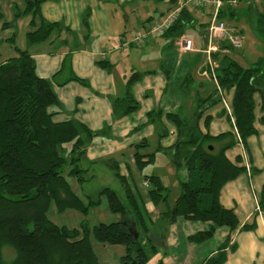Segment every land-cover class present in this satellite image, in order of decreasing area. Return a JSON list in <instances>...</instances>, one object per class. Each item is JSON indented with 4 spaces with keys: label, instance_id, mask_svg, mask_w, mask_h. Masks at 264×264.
I'll return each mask as SVG.
<instances>
[{
    "label": "trees",
    "instance_id": "1",
    "mask_svg": "<svg viewBox=\"0 0 264 264\" xmlns=\"http://www.w3.org/2000/svg\"><path fill=\"white\" fill-rule=\"evenodd\" d=\"M17 1L24 3V9L15 17H31L29 42L39 44L49 40L59 24L43 18L41 5L45 0ZM242 1L239 0V4ZM178 2L171 0V9ZM236 10L225 8L220 19L225 21L227 17H234ZM1 20L3 15L0 13ZM197 23L195 15L185 10L162 37H179L194 29ZM3 25L11 26L9 23ZM257 29L264 36V14L258 16ZM228 50L230 53H226ZM17 51L14 58H0V264H100L92 239L103 245L124 247L126 254L122 264H147L151 258L149 250L155 252L157 246H164L169 224L179 218L212 225L209 231L189 238L190 242L197 244L211 239L217 227H228L232 231L238 228L235 212L222 206L220 194L228 182L238 178L246 169L227 159L225 152L230 145L216 152L211 149L212 145L205 148L206 144L222 140L228 134L219 137L203 134L199 122L212 106L221 102V92L234 90L235 127L241 142L246 144L248 138L257 133L256 94L261 96L264 109V60L252 68H244L230 55L233 48L221 44L219 52L213 54V60L218 63L216 80L219 89L206 98L197 95L191 120L177 113L166 115L178 130V140L167 152L182 174V193L175 206L162 213L160 220L153 224L144 197L132 190L116 162L111 167L125 190V200L111 188L102 189L96 198H89L87 202L72 190L68 177L75 178L81 185L92 181L87 177L88 169L81 164L86 156L87 143L96 135L80 123L54 120L51 108L59 105V101L51 82L37 75L35 60L26 50ZM141 77L142 74L133 73L127 81L125 97L114 100L116 118L139 109V103L132 95V86ZM187 82H183L185 88ZM262 120L264 122V117ZM210 122L207 117L206 128ZM67 144L71 146L69 151H66ZM155 157V153H136L137 169L153 163ZM146 180L149 183L148 198L154 206L165 203L169 189L162 179L148 175ZM102 197L106 198L110 212L121 217L119 222L91 227L85 221L78 228H69L58 226L49 218L52 204L58 213L73 210L86 218L92 208L100 205ZM261 209H264V193ZM250 228L252 226L245 227ZM136 233L139 239L135 238ZM5 248L14 250V259L8 261L5 258ZM225 262L226 254L219 252L206 264Z\"/></svg>",
    "mask_w": 264,
    "mask_h": 264
},
{
    "label": "rangeland",
    "instance_id": "2",
    "mask_svg": "<svg viewBox=\"0 0 264 264\" xmlns=\"http://www.w3.org/2000/svg\"><path fill=\"white\" fill-rule=\"evenodd\" d=\"M121 3L125 14L132 15L130 23L127 24L125 31H122L127 37L124 45L126 49L121 50L120 47L117 49V43H115L114 39H111L110 42L93 40L92 50L98 48L99 54L95 56L96 59L93 60L90 66L81 67L76 62L79 56L74 55V53L86 50L89 45L86 41H82L79 36H76L75 41H73L72 35L67 45L58 44L57 46L58 49L68 52L67 56L35 60L36 72L37 75L44 76L52 84V89L58 98L59 105L52 107L51 111L56 109H61L62 111V116L57 118H71L75 114L78 120L93 124L91 127L96 136L90 143H87L86 152L90 150V155L87 156L86 153L85 159L81 164L82 167L88 169L87 177L92 178V181L81 185L75 178L68 177L72 190L86 202L89 198H96L104 188L113 189L119 194L121 199L125 200V190L122 183L116 179L111 167L116 162L119 165H124L123 167L120 166L119 172L126 176L127 183L132 190L139 192L145 198L148 209H152L154 204L148 198L149 188L145 186V182H148L146 178L152 173L164 175L168 180V200L157 207L154 206V208L161 213H167L175 206L177 199L182 193L180 186L182 179L180 176L182 174L179 173V169L171 161L169 153L162 154L159 151L163 146L172 143L174 138L171 135V131L176 129L175 125L168 121L166 115L170 110V104L176 106V104L183 103V107L181 109L176 108L173 113H181L182 117L191 120L194 117L195 102L189 100V98L185 103V98L188 95L182 94L180 82L176 79H181L184 76L181 74L177 76L176 73L172 72V79L169 83L168 74L162 68L165 66L169 67L170 59H173V62L176 60H179V62L182 60L187 61L193 54L180 53L178 39L181 35L168 38L154 36L144 45L134 44L133 42L135 33L144 31V24L150 16L159 18L167 12V8L170 6L167 5L169 4L167 1L130 0L127 2L121 1ZM113 7H115L114 3H110L109 8L112 9ZM129 8L133 10L137 8L135 14H132ZM23 9V2L0 0V13L3 15V20L0 22V58L2 60L16 57L18 55L17 49L25 50L30 47L28 32L31 30L28 31L27 27L31 17H15ZM237 9L240 11L238 17L228 18L225 22L229 28H237L242 32V48L233 50L230 55L243 66L248 67L259 58L264 57V36L259 33L256 22V14L261 15L264 13V0H243ZM4 23L11 24V28L5 27ZM188 31L196 35V44L198 47H202V37L199 35L198 30L190 29ZM63 39V36H61L60 40ZM102 44H107L110 49L114 47L113 53H104L105 47L102 48ZM207 44L208 41H206ZM226 53H230V51L228 50ZM111 62L113 66H105V64ZM206 66L209 67L208 62ZM73 68L82 79L72 77L71 71L73 72ZM149 71H152L151 76H148ZM134 72L142 74V78L134 83L135 99L139 103V109L119 119L115 117L114 113L111 118L105 117L108 115L105 102L109 99L112 103L115 97L124 93L126 83ZM191 75L195 80L201 79L204 84L208 83L205 76L201 78L198 76L196 67L193 68ZM71 77L73 79H70ZM112 77L114 84L107 85H112L113 89L111 93H107L104 91L102 78L110 79ZM65 83H67V88L63 90V87L66 86L64 85ZM106 94L109 95L106 96ZM192 96L194 95L190 97ZM221 96H225V100L227 99L225 92ZM76 97L82 98V102H78L75 99ZM90 101L95 105V110L88 109ZM108 106L110 108V103H108ZM93 114L98 115V118L91 119ZM100 115H103L104 119ZM162 135L166 136L161 138ZM209 145H212V150L216 152L213 143L206 144L205 148ZM65 147L66 151L71 148L68 144ZM136 153L142 155L155 153L157 156L156 162L154 160L155 163H149L139 170L135 165ZM158 211L157 213H159ZM48 215L50 220L56 225L69 228H78L83 221L94 227L101 223L111 224L121 220L119 215L110 212L105 197L100 198V205L92 208L86 218L73 210L58 213L54 204H52ZM156 220L155 223L159 221L158 219ZM179 223L182 222H178L173 226L169 224L167 229L166 236L170 240V245L168 252L164 254L166 257L173 255V250H175L172 245L174 240L173 238L170 239V235L173 237L174 232L180 230V233L184 234L179 235L177 240H183L184 242L186 240L184 238L185 226L180 228ZM92 242L100 264H122L126 253L124 247L103 245L94 239H92ZM162 250L159 253H162ZM4 255L8 261L15 258V252L11 248H5ZM151 256L155 257L156 255L151 253Z\"/></svg>",
    "mask_w": 264,
    "mask_h": 264
},
{
    "label": "crops",
    "instance_id": "3",
    "mask_svg": "<svg viewBox=\"0 0 264 264\" xmlns=\"http://www.w3.org/2000/svg\"><path fill=\"white\" fill-rule=\"evenodd\" d=\"M121 1L127 2L130 0H121ZM121 1L120 0H45L41 5V14L47 22L59 24V28L55 30L51 38L46 42L39 44H30L29 45L30 47L25 50L36 61L37 59L53 58L56 56H59L58 58H63L67 56L68 52L58 49L57 48L58 44L67 45L70 39L72 38L70 36L73 35V41H75L76 36H79L82 39V41H86V43L89 46H87L86 50L75 52L74 55L76 54V56L77 55L79 56V58L76 59V62H78V64H80L81 67L86 68L91 65L93 60L96 59L95 56L99 54L98 48L92 50V44L94 42L93 40L110 42L111 39H114L115 43H117V49L118 47H120L121 50L126 49L124 48V45L127 37H125V33H122V31H125L127 24H129L131 21L132 15H129L127 13L125 14V11L123 10L124 8L121 5L122 4ZM162 1H167V3H169L167 5H170L168 6L167 12L165 13L167 14L171 9V0H162ZM180 1L182 0H179V2ZM110 3H114L115 5V7H113L114 9L112 8L113 10L109 8ZM136 9L133 10L129 8L132 14L133 13L135 14ZM235 13H236L235 16L230 18H237L240 11H238L237 9ZM165 14H162V16H164ZM201 14L202 13L198 11H196L194 14L195 18L199 23V24L197 23L198 25L194 29H197L199 35L202 37L201 38L202 47H198L196 44L197 51L195 53H187L191 55L193 54V56L189 57L187 61L182 60L179 62V60L178 61L176 60L173 62V59H170L169 67L167 68L166 66L165 67L163 66L164 68H162L168 74L169 83L172 79L171 78L172 72L176 73L177 76L179 74L184 76L181 79L179 78L176 79H178L180 82L179 83L180 91L182 92V94L188 95V97L185 98V103L189 98H190L189 100L195 102L198 94H201L203 97L206 98L210 96L213 91L215 90L217 91L219 89L217 80H215L213 76H210L211 71L209 67L206 66L208 62V57L206 56L204 51L209 45V44L206 45V37H205L206 36L205 20L207 18H205L204 21H201L202 20ZM139 15L141 14L139 13ZM259 15L256 14V22L258 20ZM228 18L229 17H227L226 19ZM85 20L87 21V26L85 25ZM147 23L148 22H145L144 24L145 29L147 28ZM7 28L10 29L11 26ZM27 28L29 31L30 26L28 25ZM61 36H63L64 38L63 40H60ZM178 41H179L178 48L180 53L185 54L181 50L180 38L178 39ZM224 44H228V43H224ZM217 45L218 47L221 46V44L219 43ZM103 47H105L104 50L102 49ZM102 48L101 49L103 50L104 53H113L115 49L114 47L110 49L107 46V44H102ZM261 60H264V57L259 58L258 60L253 62L251 66L248 67H245L237 60L236 61L244 68H252ZM106 65L107 67L113 66L112 62L105 64V66ZM194 67H196L198 76H200V78L203 76L207 78L208 81L207 84L206 83L204 84V82H202L201 79L195 80L192 77L191 73L193 72ZM71 73L73 78L82 79L74 68H73V72L71 71ZM151 74L152 71L151 72L149 71L148 76H151ZM39 77L47 80V78H45L42 75H40ZM72 77L70 79H73ZM102 81L104 84L103 86L104 91H106L107 93H111L113 87L112 85L108 86L107 84H114L113 77L110 79L102 78ZM184 81H188L186 88L183 86ZM66 84L67 83H65L64 85ZM126 86L124 93L119 95L118 97H115L112 103L110 102L109 99L107 100V102H105V108L108 111V115H106L105 117L111 118V116H113L114 113L113 102L116 99H122L123 97H125ZM66 88L67 85L63 87V90H65ZM134 91H135V86L133 85L132 95L135 98ZM222 94L223 92L221 93V95ZM225 94L227 99L225 100V96L220 97L222 99L221 100L222 103L220 102L215 104L205 113V115L199 122V128L203 134L208 133L212 137H219L221 135L228 134L224 139L214 141L213 142L214 147L216 148L217 151H220L223 147L230 145V148L225 152L227 159L233 164L246 169V171L243 172L238 178L228 182L223 187L220 194V202L222 206L228 210H233L235 212L239 220V226L234 231L230 230L228 227H217L211 239H209L204 243L197 244L190 242L189 238L197 233L209 231L212 225L206 222H192V221H186L183 218H179L175 223L170 224V226L176 225L178 222H182L179 223V227L184 228L185 226L184 228L186 229L184 235V238L186 239L185 242L183 240H177L179 238V235L181 236L184 233H180L181 232L180 230L179 231L174 230L175 232L173 234V237L170 235V239L173 238L174 242L172 243V245L176 251L173 250L174 251L173 255H169L167 257L164 256V254L168 252L169 250L168 247L170 245L169 243L170 240L167 236L165 238L164 246L161 247L157 246V250L155 252L149 248L147 243H145V245L150 249L149 252L154 253L156 255L155 257L151 256L147 264H206L208 260L216 257L219 252H224L226 254L225 264H264V209H261V200H262V195L264 193V122L262 120L264 117V109L262 108L263 105L262 98L259 94H256L254 97L256 103L255 128L257 130V133L251 136L250 138H248L246 144H243L239 138V134L235 127V120L233 121L232 117L226 111L227 106L233 109L232 103L234 97V90L225 92ZM108 95L109 94H106V96ZM191 95L194 96L190 97ZM75 99L78 102H82L83 100L80 97H76ZM108 103H110V108L108 106ZM170 105H171L169 108L170 110L167 112V114L173 113V111L176 108L181 109V107H183L184 104L183 103L179 105L176 104V106H172V104ZM88 109L95 110V105L91 103V101L88 105ZM51 112L55 114L54 120L58 123L74 121L82 125H85L93 132L91 127L93 126V124H91V122L89 123L86 121L78 120L75 117V114L71 118H57L58 116H62L61 109L52 110ZM179 115L183 116L181 113H179ZM100 116L104 119L103 115ZM207 117H210L211 119L208 128L205 127V120ZM97 118L98 115L96 114H93L91 116V119H97ZM171 135L174 138L172 143L167 146H163L160 153L162 154L167 153V150L171 149V147H173V145L177 142L178 140L177 128L171 131ZM86 153L87 156H89L90 150L89 151L87 150ZM169 155L172 161L173 160L172 156L170 153ZM156 158L157 156L154 159L155 162H156ZM120 166L123 167L124 165L120 164L119 168ZM151 175L159 176L162 179L164 186L165 187L168 186V180L164 175L155 174V173H152ZM147 205L148 204L145 200L146 209H148ZM154 209L155 208L153 206L152 209L147 210L148 214L152 218L153 224L155 223V221H157L156 219L160 220V218L162 217V213L159 212L157 209L155 210ZM157 211L159 213H157ZM246 226H252V228L245 229ZM160 250H162V253H159Z\"/></svg>",
    "mask_w": 264,
    "mask_h": 264
},
{
    "label": "built area",
    "instance_id": "4",
    "mask_svg": "<svg viewBox=\"0 0 264 264\" xmlns=\"http://www.w3.org/2000/svg\"><path fill=\"white\" fill-rule=\"evenodd\" d=\"M239 0H182L171 9L167 14L159 18H152L144 31H137L134 35V44H144L154 36L162 37L174 24L178 21L183 11H189L195 14L196 11L202 13V20L205 18L206 25V41L208 46L204 53L208 57L209 69L211 76L216 80V69L218 64L213 60V54L219 52V44L228 43L233 49L242 48V34L236 28H229L225 21L220 19L221 12L225 8H237ZM196 37L191 32L187 31L180 37L181 50L183 53H195L197 46L195 43ZM215 43V44H214ZM222 93V92H221ZM228 114L233 117V109L226 107ZM240 138V137H239ZM148 187L149 183L146 182Z\"/></svg>",
    "mask_w": 264,
    "mask_h": 264
},
{
    "label": "water",
    "instance_id": "5",
    "mask_svg": "<svg viewBox=\"0 0 264 264\" xmlns=\"http://www.w3.org/2000/svg\"><path fill=\"white\" fill-rule=\"evenodd\" d=\"M211 149H213V147H211ZM133 228H134V229L136 228V224L133 225ZM135 238H136V239H139V235H138L137 233L135 234Z\"/></svg>",
    "mask_w": 264,
    "mask_h": 264
}]
</instances>
